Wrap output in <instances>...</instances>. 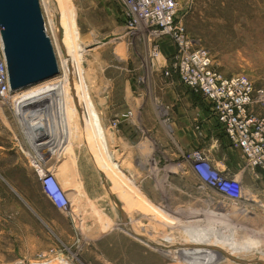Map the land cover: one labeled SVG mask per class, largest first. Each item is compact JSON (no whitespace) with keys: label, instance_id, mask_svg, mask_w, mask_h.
I'll use <instances>...</instances> for the list:
<instances>
[{"label":"rangeland","instance_id":"1","mask_svg":"<svg viewBox=\"0 0 264 264\" xmlns=\"http://www.w3.org/2000/svg\"><path fill=\"white\" fill-rule=\"evenodd\" d=\"M40 3L59 63L54 79H66L64 63L76 59L73 81L89 131L84 137L76 133L72 153L69 147L57 160L46 147L57 135L38 131L42 135L31 141L14 111L12 101L21 92L0 93V264H183L118 227L124 222L121 208L143 235L156 227L175 236L174 249L214 247L225 257L215 264L264 261V167L249 165L240 148L214 133L204 115L207 100L187 89L173 68L174 42L152 36L153 29L137 23L122 0ZM178 16L211 51L215 69L226 76L246 75L257 88L264 87V0H180ZM83 79L108 137L111 159L123 172L120 179H111L91 137L93 119L83 99ZM65 93L69 104L75 101L71 84ZM42 112L34 109L30 120ZM139 140L146 142L145 155L137 152ZM127 143L135 148L129 160L128 149L121 148ZM196 154L204 159L203 171L195 167ZM41 166L52 169L42 171ZM216 170L241 181L240 200L204 184L205 174ZM53 171L62 186L72 183L73 175L76 181L94 178L96 171L104 176L101 182H89L82 198L74 200L79 211L71 212L67 201L58 203V191L45 188L47 177L43 183L42 176ZM156 181L161 185L154 188ZM166 219L171 226L163 225ZM163 237L155 239L169 245Z\"/></svg>","mask_w":264,"mask_h":264},{"label":"built area","instance_id":"2","mask_svg":"<svg viewBox=\"0 0 264 264\" xmlns=\"http://www.w3.org/2000/svg\"><path fill=\"white\" fill-rule=\"evenodd\" d=\"M122 1L137 23L153 29L152 36L168 37L174 42L173 68L183 84L204 96L225 138L241 149L246 162L254 168L264 167V87L257 88L246 75L226 76L214 68L211 51L189 33L179 19L180 0ZM0 93L5 97L12 94L1 29ZM196 161V169L203 171L204 159L197 157ZM46 182L58 191L52 177ZM204 184L232 200L242 198L241 181L223 175L222 171L205 174ZM46 189L48 191V187ZM58 203L64 204L62 199Z\"/></svg>","mask_w":264,"mask_h":264},{"label":"bare ground","instance_id":"3","mask_svg":"<svg viewBox=\"0 0 264 264\" xmlns=\"http://www.w3.org/2000/svg\"><path fill=\"white\" fill-rule=\"evenodd\" d=\"M72 19L73 18H71L70 22H71V25L73 26L74 21H72ZM62 46H63V44H62ZM67 52L68 51H66V53ZM75 60H74L73 57L72 58L70 57V59L66 60L65 63H64L66 69L69 72V73H67V75H65V77L67 76L66 79H62V80H55L54 79L55 81L52 80L53 82L52 83H48V85H46V86L45 85H42V87H38L37 86L36 88H32V89H29L27 91H23V92L19 93L18 95L16 94L15 95V99L12 101L13 107H15L14 111L16 112V114L19 117V119L22 121L21 123H23L25 125L26 131H28V134L30 135L31 141H33L35 139L34 136L37 137V135L40 132H43L42 134H46V136H47L49 131H50V133L52 131V133L49 134L48 136H51V135L55 136V134L57 135V138H53L54 139L53 142H51L50 144H46V147L48 148L50 155L55 156L57 160H60L61 158H63L66 155L65 153L69 152V151L68 152H65V151H67V149L72 145V140L76 136V133H82V135L84 137V135L87 132L86 130L89 131V128L87 126V120H86V117H85V112L86 111H85V108L83 106L84 104L81 105V99L78 98V96H77V94L75 92V82L73 81L74 76H73V73H72V70H73L72 66H73ZM84 79H85V77H84ZM84 79L82 80V83H83L82 84V88L84 90L83 99H84V101H85V103L87 105L86 109H88V112H90V116L93 119V122H92L93 123V127H92V131H91L92 132L91 137L95 140L96 146H97V148L99 150L98 152H99V154H101L102 159L107 164L106 167H107V169L110 172L109 174H110L111 179H114V178L118 179L120 176L123 175V172H122L121 175L119 174L120 171H117V169L115 167L116 164L114 165V162L111 159L110 149H109L110 145H109V142H108V137H107V135L104 132L105 129L102 128V125H101L100 120H99V116H97V112H96L95 106H94L93 102L91 101L92 98H90V94L88 93V86L84 82ZM70 84L72 86V90L74 91V99L76 101L75 104H74L75 101H72L73 104H71L72 102H70V104H69L68 99L65 97L66 89L69 87ZM34 109H42L44 113L42 112V115H39L38 117L37 116L35 117V115H34L32 121H31L30 120V115H31V112ZM27 111H28V113H27L28 115L25 114V112H27ZM53 114H54V116H53ZM78 114H80V116ZM49 115H51V116H49ZM23 124H21V125H23ZM50 128H52V129H50ZM38 131H39V133H38ZM84 131H86V132H84ZM42 134H39V135H42ZM86 138L88 139V137H86ZM90 142H93V141H90ZM73 149H74V147L73 148L70 147V149H69L70 152ZM71 153L68 154V156L70 155V157H69L70 159H71V156H72ZM62 161H64V160H62ZM72 161H73V159H72ZM74 163H75V161H74ZM69 165H68V168H69ZM75 165L77 166V164H75ZM65 167H67V164H66ZM40 169L42 171L48 169V171H49L52 168H50V167L47 168L46 166L45 167L41 166ZM54 171H53V173L51 172V173H48L47 175L45 174L44 176H42L43 177L42 178L43 183H45V180L48 179L49 176L52 177L54 179V181H55L54 185L58 189V195L57 196L60 199H62L63 201H67V211H71V212L79 211V210L75 209L76 207H74L75 206L74 205V200L77 199L78 196H80L82 198V196H83L82 194L86 192L85 190L89 189V182H90L89 177H87L86 181H76L77 180L76 176L71 174V175H73L72 176V180L74 181V183L72 181V183H68V185L62 186L61 182L57 178V174H55ZM74 171H76V170H74ZM71 173H73V172H71ZM124 176H126V175H124ZM83 177H84V175H83ZM124 178H126V177H124ZM94 183H96V182H94ZM118 183H119V180H118ZM129 183L131 184V182H129ZM105 186H106V184H105ZM47 187H48L49 193H51V192L52 193L53 192L56 193L54 188H53V186H52V184L46 183L45 188H47ZM83 188H84V190H83ZM90 189H91V187H90ZM92 193H94V192H92ZM87 197L90 198V196H87ZM89 200H91V199H89ZM78 201H81V200H78ZM128 209H130V208H128ZM136 209H138V208L136 207ZM121 210H122L121 214H122V217L124 218V222L119 223L117 225L118 227L124 228L125 230L129 231V233H131L133 235L141 236L143 242H145V243H147L149 245L154 244L155 245L154 247L157 246L164 253L165 256L166 255L167 256H171L175 260L179 261V263H183V264H215V263H219L222 259L225 258L219 250L212 249L214 247H212L210 249V247L209 248H201V247H197L196 246L197 248H193V247L192 248H188V247L187 248H182L181 247L179 249H174L171 246L174 247V245L176 244L175 243V241H176L175 236L167 237V235L169 233H167V232L163 233L161 231L159 232V230L158 231L156 230V227H152L149 230V231H151L150 235H143L141 233V229L138 226H136L137 224L134 226V225H131L127 221V213H126V211L123 208H121ZM160 212H161V210H160ZM128 213H130V211ZM139 215L141 216V214H139ZM128 218H129V216H128ZM137 220H138V218H137ZM162 221L164 223L163 224L164 226H171V224L173 223V222H171V220L168 221L167 219L166 220H162ZM114 225H116V224H114ZM158 228H159V226H158ZM174 234H176V233H174ZM158 235H164V237L162 239H164V241H166L169 245L165 244L162 241H156L155 237H158ZM178 235H179V233H178ZM179 242L180 241H178V243ZM182 242H183V240H182ZM194 245H195V243H194ZM183 246H184V244H183ZM206 246H207V244H206ZM163 248H165V249H163ZM219 249H220V247H219ZM242 262H245V261H242ZM263 262L264 261H263V258H262L261 262L258 261V260L252 261V262L247 261L244 264H264ZM33 264H60V263L52 261V262H42V263L41 262L40 263L36 262V263H33Z\"/></svg>","mask_w":264,"mask_h":264},{"label":"water","instance_id":"4","mask_svg":"<svg viewBox=\"0 0 264 264\" xmlns=\"http://www.w3.org/2000/svg\"><path fill=\"white\" fill-rule=\"evenodd\" d=\"M0 29L12 94L60 74L40 0H0Z\"/></svg>","mask_w":264,"mask_h":264},{"label":"crops","instance_id":"5","mask_svg":"<svg viewBox=\"0 0 264 264\" xmlns=\"http://www.w3.org/2000/svg\"><path fill=\"white\" fill-rule=\"evenodd\" d=\"M174 51H175V48H174ZM184 85V84H183ZM185 86V85H184ZM187 89H190V88H188L187 86H185ZM191 90V89H190ZM193 91V90H192ZM206 100V99H205ZM205 116H207V118L210 120L209 121V125L211 126L212 124H213V126H215V128H214V133L217 135V136H223V137H225V135H224V133H223V131H222V129L220 128V125H219V122H218V120L216 119V117L215 116H213V113L211 112V109H210V106H208L207 107V109H205V114H204ZM144 139V138H143ZM146 142L145 141H138V143H137V146H136V149H137V152L139 151V152H141V153H143V155H145V152H146ZM123 147H125V148H127L128 149V153H129V155L128 156H126L125 158L127 159V160H129V158H130V155L132 154V152H131V150L130 149H132L133 150V154H134V147H129V143H127V145L126 146H122L121 148H123ZM120 148V149H121ZM120 149H118V150H120ZM139 149V150H138ZM124 158V159H125ZM101 172V171H100ZM98 176H100L101 178H99ZM102 176H104L103 175V173L102 174H100L99 175V171L97 172L96 171V173H95V175H94V178H92V175L89 177V179H90V181H93V182H101L102 181ZM160 182L159 181H156V182H154V188H157V187H160Z\"/></svg>","mask_w":264,"mask_h":264}]
</instances>
